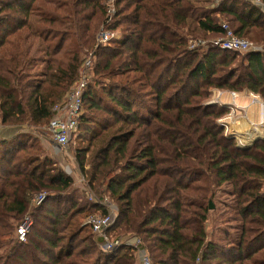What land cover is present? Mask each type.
Wrapping results in <instances>:
<instances>
[{"label":"trees","instance_id":"16d2710c","mask_svg":"<svg viewBox=\"0 0 264 264\" xmlns=\"http://www.w3.org/2000/svg\"><path fill=\"white\" fill-rule=\"evenodd\" d=\"M224 24L264 43V9L251 0H0V55L14 71L19 124L48 125L89 55L96 83L108 80L84 91L74 136L87 145L75 156L87 186L115 201L109 234L125 243L104 248L85 220L108 209L84 203L85 188L70 191L44 142L21 132L0 140V264H143L141 251L149 264H264V138L240 148L219 123L230 108L209 102L214 89L264 101V50L188 45L221 36ZM225 185L233 211L220 213Z\"/></svg>","mask_w":264,"mask_h":264},{"label":"rangeland","instance_id":"374dc122","mask_svg":"<svg viewBox=\"0 0 264 264\" xmlns=\"http://www.w3.org/2000/svg\"><path fill=\"white\" fill-rule=\"evenodd\" d=\"M120 31V30H119ZM118 31L117 35L120 36V32ZM246 39H248L250 42H253V39L245 37ZM14 39V38H12ZM200 39V40H198ZM216 38L209 36L207 38H189L188 40V45L190 49H198L200 51H202L203 49H205L209 44H212L213 41H215ZM200 41H202L203 43H199ZM255 39H254V44H257L259 47H257L258 50H264V43H255ZM194 44V47L192 48V45ZM241 55L243 54H239L237 55V59L240 60ZM89 59L92 62V65L94 63V59L91 55H89ZM45 65L43 64H39L36 69H34V71H41L44 68ZM9 73H11L12 75H10ZM14 71L13 68L11 67V65L6 61L5 57L3 55H0V78L3 79L0 80V109L3 107L4 104H8L6 106V108L2 109V112H0V130H5L6 128H8L10 125H16L19 126L20 132H29L32 133V135H36L38 136V140L39 142H42L44 140V138H47L48 140H51L54 145L52 146V149L50 150V152H48L53 158H54V162L55 165L61 169H63L68 175L71 176V178L73 179V184H72V189L70 191H73V189L79 191V193L77 194L79 197H82V192L85 189L86 190V198L84 197L85 195H83V201L85 203V201H90L88 196V191H89V186H87L88 183V178L86 175L83 174L82 170L80 169V166L78 164L77 158L75 156L76 153V149L81 147V146H86L87 142L86 139H77V137L73 136L70 139V143L67 145V148L64 149L62 147H59L58 144H56L55 141H53V139L51 138V136L48 135V132H46V128L47 125L45 126H34V125H29V123H25V124H19L18 123V118L15 121V118L13 119V115L14 112L12 110V107L14 106L16 114H17V109L15 107L16 103H18V98H19V92L17 89V86L14 83V75H13ZM86 74V82L89 85H92L93 87H95L97 90H102V87L105 83H107V79L102 80L100 83V85L98 83H96L98 76L95 74V71L93 69V67H89V68H83L82 70V75ZM7 79V82L5 81ZM100 80V79H99ZM98 80V81H99ZM107 80V81H105ZM11 89L14 93L9 92ZM7 92V94L5 93ZM232 96V93H234L231 90H224V89H214L212 92V95L210 97V101L212 103H218V104H224L226 106H228L230 108V112L225 115L224 117H222L221 119H223V122H227L230 121L231 124L230 126L233 127V130H236L235 132H237L240 136V143L242 145H248L252 140H254L256 137L258 136H262L263 135V127H254L252 129V132L250 133V135H248L247 137H245L244 135H242V133H240V131L242 130V127H246V123H248L247 120H245L244 117V112L242 110H240L239 108H234L235 109V113L232 116V105L231 104H227L223 101V96L228 93ZM236 94H240L241 96H245L247 94L246 90H240L235 92ZM237 96V95H236ZM248 97H250L251 99H246L245 101H242L243 103L246 102H250L249 105V110L248 113L251 115L252 119L254 121H259V116H260V104L258 102H252L254 100V96L252 94H248ZM225 97V96H224ZM259 99V97H258ZM261 99V98H260ZM259 99V100H260ZM263 100V99H262ZM261 100V101H262ZM84 110L86 111L85 115L89 118L92 119H103L105 117V114L99 111H94V110H90V109H86V107L84 108ZM257 113H259L257 115ZM6 114L7 116L4 118L2 115ZM229 116H232V118L229 119ZM13 121L14 124H10ZM220 121V119H219ZM236 121L239 122L236 124ZM220 123V122H219ZM250 124V123H249ZM21 125V126H20ZM94 126H92L93 128H95V124H93ZM221 125V123H220ZM251 125V124H250ZM22 129V130H21ZM88 167V165H87ZM88 169V168H87ZM97 188L92 189L93 194L95 196H100L102 194H105L103 196L108 197L109 201H111V205L113 206L114 212L117 215V205L115 203L114 200H112L104 191L103 188L96 186ZM69 191V192H70ZM69 192H67L66 194H68ZM231 190H230V186L225 185L224 188H222V190L218 193L217 195V203L219 205V211L220 213L223 211H233V198L230 194ZM64 195V194H63ZM47 196V194H46ZM65 196V200L66 195ZM64 199V198H63ZM91 202V201H90ZM66 204L68 205L69 202L68 200H66ZM228 205V206H225ZM216 205L214 204V207ZM94 212V211H91ZM86 217H84L83 221L85 220ZM30 222V227L33 224V220L29 217V219L27 220H23L21 222L20 225L24 224V222ZM85 222L87 223V219L85 220ZM231 224H236L237 222H230ZM110 235V234H109ZM114 234H111L110 236L113 238L115 236H113ZM19 238V236H18ZM20 239V238H19ZM21 240V239H20ZM23 241V240H22ZM132 242H135L136 244L139 243L138 239H133L131 240Z\"/></svg>","mask_w":264,"mask_h":264},{"label":"built area","instance_id":"2783aa9c","mask_svg":"<svg viewBox=\"0 0 264 264\" xmlns=\"http://www.w3.org/2000/svg\"><path fill=\"white\" fill-rule=\"evenodd\" d=\"M257 6L264 9V1L263 0H251ZM223 28L225 33L221 36H218L215 41L212 42V45L219 46L221 49L224 50H232L238 51L241 53H247L251 51H259L257 44L250 42L248 39L237 36L233 29L228 25L224 24ZM115 32L112 33H104L103 34V41L107 42L111 37L116 36ZM200 40V39H198ZM199 43H203L200 41ZM194 44L192 45V48ZM85 68H89L92 66V62L88 59L85 63ZM86 74H81L80 81L72 88V90L66 96L65 103L61 105H57L53 111L55 112L54 117L50 120L49 124L47 125V132L60 147L66 149L67 145L70 142V139L77 133L79 129V122H80V115L83 108V94L87 87L86 82ZM234 98H236V93H232ZM253 95V94H252ZM254 100L253 102H258L260 104V116L259 122L257 124H251L252 127H263V134H264V101L259 100L257 95H253ZM233 106L231 109L232 116L235 113L234 108H239L235 103V100L231 103ZM229 116V119L232 118ZM224 119V118H223ZM223 119H220L221 125L225 128V133L228 137L234 136L236 138L238 144L240 143V136L236 130H233V127L230 126L231 122H223ZM239 122H236V124ZM1 128V127H0ZM241 144V143H240ZM89 200L93 203L100 204L105 206L108 209V214L103 215L101 213L98 214H91L87 218V223L92 226V229L95 233L99 234L100 237L103 238V246L106 250L114 249L118 246L124 245V241L121 239L112 238L109 235V229L111 225L114 223L116 219V213L114 212L113 206L111 205V201H109L108 197L106 196H95L91 188L88 191ZM46 199V193L42 192L34 199V203L36 205L41 204ZM29 217H27V220ZM26 220V219H25ZM30 229V222H24V224L20 225L17 229L18 236L21 240H25L27 234ZM143 264H149V260L147 255L141 251Z\"/></svg>","mask_w":264,"mask_h":264},{"label":"crops","instance_id":"0c3cea01","mask_svg":"<svg viewBox=\"0 0 264 264\" xmlns=\"http://www.w3.org/2000/svg\"><path fill=\"white\" fill-rule=\"evenodd\" d=\"M221 1V0H218V2ZM228 21V20H227ZM259 44V43H258ZM10 75H12L11 73H9ZM0 80L3 81V79L0 78ZM7 82V79L5 80ZM11 92L12 90L9 89ZM247 91V90H246ZM7 94V92H5ZM12 93H14L12 91ZM248 94H253L256 96V94L250 92V91H247V94L245 96H241L240 94L236 96V98H234V96L230 95L229 92L226 93L224 96H223V101L227 104H231L234 100H235V103L237 104V106L239 107L240 110H242L244 112V118L245 120L248 121V123H246V127H242V130L240 131V133H242V135H244L245 137H247L248 135H250V133L252 132V129L254 127H252V125L250 124H257L259 121H254L251 117V115L248 113V110H249V105H250V102H246V103H243L242 101H245L246 99H251L250 97H248L247 95ZM257 97H259V99L261 98L260 96L257 95ZM262 100V98H261ZM263 101V100H262ZM253 102V101H252ZM8 104H4L3 107L0 109V112H2V109L3 108H6ZM16 107V105H15ZM17 109V107H16ZM12 110L14 112V115L12 116L13 119L15 118V121L17 120V114H16V111H15V108L14 106L12 107ZM259 113H257L258 115ZM4 118L7 116L6 114H3L2 115ZM6 119V118H5ZM237 122V121H236ZM250 123V124H249ZM10 124H14L13 121L10 123ZM19 126H16V125H10L8 128H6L5 130H0V140L1 139H7V138H13L15 137L18 133H21ZM22 130V129H21ZM47 132V131H46ZM49 135V134H48ZM50 136V135H49ZM259 137V136H258ZM44 144H45V147L48 149V150H51L52 149V146L54 145V143L51 141V140H48L47 138H44L43 140ZM57 144V143H56ZM59 146V145H58ZM60 147V146H59Z\"/></svg>","mask_w":264,"mask_h":264},{"label":"water","instance_id":"95a60500","mask_svg":"<svg viewBox=\"0 0 264 264\" xmlns=\"http://www.w3.org/2000/svg\"><path fill=\"white\" fill-rule=\"evenodd\" d=\"M230 137H234V136H230ZM264 138V134L262 135V136H259V137H257V138H255L252 142H250L248 145H242V144H238V146L240 147V148H247V147H250V146H252L253 144H255L258 140H261V139H263ZM211 204H210V207L211 208H214V204L212 203V202H210Z\"/></svg>","mask_w":264,"mask_h":264},{"label":"bare ground","instance_id":"6f19581e","mask_svg":"<svg viewBox=\"0 0 264 264\" xmlns=\"http://www.w3.org/2000/svg\"><path fill=\"white\" fill-rule=\"evenodd\" d=\"M260 127H261V126H260ZM256 138H257V137H256ZM252 141H253V140H252ZM252 141H251V142H252Z\"/></svg>","mask_w":264,"mask_h":264}]
</instances>
